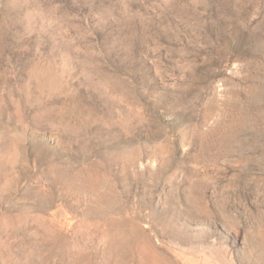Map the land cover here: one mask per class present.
<instances>
[{"label": "rangeland", "instance_id": "obj_1", "mask_svg": "<svg viewBox=\"0 0 264 264\" xmlns=\"http://www.w3.org/2000/svg\"><path fill=\"white\" fill-rule=\"evenodd\" d=\"M0 264H264V0H0Z\"/></svg>", "mask_w": 264, "mask_h": 264}]
</instances>
